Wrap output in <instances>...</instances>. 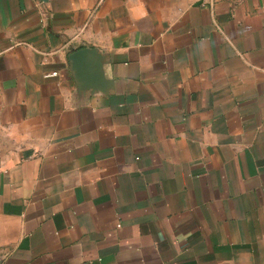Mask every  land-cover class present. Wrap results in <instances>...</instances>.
Instances as JSON below:
<instances>
[{
    "label": "crops",
    "instance_id": "0c3cea01",
    "mask_svg": "<svg viewBox=\"0 0 264 264\" xmlns=\"http://www.w3.org/2000/svg\"><path fill=\"white\" fill-rule=\"evenodd\" d=\"M0 264H264V0H0Z\"/></svg>",
    "mask_w": 264,
    "mask_h": 264
},
{
    "label": "built area",
    "instance_id": "2783aa9c",
    "mask_svg": "<svg viewBox=\"0 0 264 264\" xmlns=\"http://www.w3.org/2000/svg\"><path fill=\"white\" fill-rule=\"evenodd\" d=\"M56 72H52L50 75H55Z\"/></svg>",
    "mask_w": 264,
    "mask_h": 264
}]
</instances>
